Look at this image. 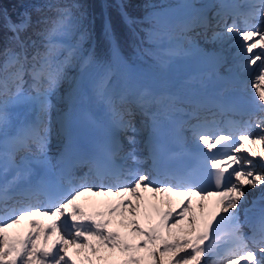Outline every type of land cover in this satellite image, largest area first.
<instances>
[{"label": "snow or ice", "instance_id": "1", "mask_svg": "<svg viewBox=\"0 0 264 264\" xmlns=\"http://www.w3.org/2000/svg\"><path fill=\"white\" fill-rule=\"evenodd\" d=\"M80 7L79 4L56 7V18L38 19L35 26H32L30 14L22 13L13 20L0 8V22L12 33L14 45L3 50L4 61L0 69V173L6 175L9 170L15 173L11 180L0 182V209L3 211L0 215V264H142V261L146 264H264V206L260 207L255 219L246 217L250 235L241 231L243 225L238 218L246 199V187L260 188L259 202L264 205V147L259 151L248 150L243 143L248 141L264 146V117L257 124L261 127V134L255 138H250L252 133L240 134L237 139L231 131L228 134L203 131L211 122L210 117L214 120L213 113L201 117L199 104H193L189 109H177L176 97L171 93L141 88L133 82L109 87V70L93 87L94 95L104 106L106 117V136L94 151L84 153L67 131L72 118L71 104L66 112L58 110L56 117L65 133L57 163H66L69 168L80 164L87 166L88 172L80 178L81 182L58 195L52 194V181L41 179L35 184L21 183L32 175L33 164L45 168L50 166L48 144L53 105L49 97L63 82L69 81L67 69L80 51L83 32L75 43L66 42L82 26L83 13L75 17L71 11V8ZM188 7L192 9V15L186 27L207 28L210 25L209 17L202 15L194 5ZM253 8L250 16H258L264 21V0H259ZM30 26L31 32L28 31ZM225 34L240 38L247 65H258L251 87L258 97V101L253 102L264 111V30L254 24L241 29L233 22L224 25V33L215 35L220 39ZM204 55L214 64L225 60L222 51H209ZM112 56L114 61L119 60L115 47ZM90 60L91 57L84 58L82 67ZM74 91L70 82L69 99ZM20 104H30L34 118L26 116L13 125L9 109ZM150 107L166 114L179 111L187 118L177 122L173 129L178 141L185 130L183 125L194 121L188 130L196 144L203 145L209 152L217 145L231 150V155L223 152V163L215 156L208 158V172L215 192L202 186L201 178L193 168L169 170L162 180H155L147 172L127 166L128 160L140 161L134 148L125 151L121 137L130 145L137 143L134 135L125 134L137 132L132 120L134 113L137 110L146 113ZM241 150L252 158H259V161L241 154ZM117 159L122 162L117 163ZM257 163L261 165L259 168ZM89 176L95 177L99 183L89 182ZM68 183L72 184L70 177ZM93 191L119 199L103 210L85 212L76 203L77 198L83 192ZM143 191H149L153 196L158 193L166 197L182 196L183 206L178 212L157 208L158 222L142 227L136 217L144 203ZM38 195H44L47 202L31 203ZM213 195L218 197V210L198 227L191 199L198 196L197 203L203 210V201ZM165 202L170 203V200ZM256 203L253 202V207ZM185 213L188 214L186 229L180 227ZM37 215L50 219L42 224L33 219ZM116 216L120 219L116 220ZM24 219H27L29 227L22 234L9 235L8 229ZM114 222L125 226L128 233L122 235L109 227ZM225 222L230 224L229 231L224 234L230 246L220 255L222 234L218 226ZM161 228L169 235H164ZM178 228L180 232L191 234L173 232ZM129 235L134 242H130ZM141 250L143 256L138 254ZM117 254L121 258H115ZM165 254H169L167 260ZM216 256L219 258L213 259Z\"/></svg>", "mask_w": 264, "mask_h": 264}, {"label": "bare ground", "instance_id": "2", "mask_svg": "<svg viewBox=\"0 0 264 264\" xmlns=\"http://www.w3.org/2000/svg\"><path fill=\"white\" fill-rule=\"evenodd\" d=\"M202 1L203 0H181L180 6H178L177 8H172V9L162 11V12H160V16H158V17L160 19H163V20H170L169 18L163 17V14L166 12H169L171 10H174V9H180L186 5L197 4V3L202 2ZM104 3H105V1H104ZM169 23H171L174 27V24H175L174 21H171ZM199 32H201V31H199ZM210 35L211 34L206 33L203 36V39H205V41H208V37ZM199 36H201V35L200 34L189 35L186 37V39H190L192 37L199 38ZM213 36L215 37V34ZM231 38L232 37H230V35L227 36V40H230ZM216 41H217V43H219L218 46H222V44L224 42L223 39H221V38L220 39L216 38ZM237 42H239V39L236 38L233 41V43H237ZM171 48L173 50V47H171ZM225 48L228 49L229 46L225 45ZM206 49H207V47H204V46H194L190 49H179L177 51H172L173 54L170 56V59H169L168 63L166 64V69L162 70V71H160V70L156 71V70L148 69V68H137V66L132 65V63L129 60H127L126 58H124L121 55L123 58L122 61L121 62L117 61L118 68L121 69L120 75L116 74V75H118V76H116L114 74L111 76H115V79H114L115 83L117 80H119V81H123L124 84L126 82H133V83L137 84V82L132 81L130 76H129V72L131 70H134V69L139 70L142 72L143 75L152 74L155 77H158V80L156 79V81L159 85L160 91H167L169 93V90H173L176 92V94L174 95L176 97V100H180V93L188 94L189 92H191L190 89H193L194 93L199 91L198 89H195L194 83L196 82V85L200 86L202 78H203V76L207 75L208 70L206 68L193 67L192 72L187 73L185 75V74L179 73V69L186 67L188 65H191L192 63L197 62V60L201 57V55L204 53V51ZM242 52H240V53H242ZM122 70H124V72ZM98 73H99L98 70L94 69V68H91L89 70L80 71V73L78 74V77H77V81L73 85V87L75 88V91H74L71 99L68 98V95H67L68 91L64 94L65 99L67 101V107L66 108L63 107V110L61 112H66L69 108V105L71 104L72 115H73V113H74L73 111H75L76 106L79 105L80 110H85L86 108H89L90 111L93 113V115L100 117V120L103 123H105L106 117H105L104 106L102 105V103H100L97 100L96 96L94 95V91H93V87H94V84L97 80ZM169 75H173L174 78L171 79L169 77ZM178 76H179V78H177ZM179 80H182V82L177 83V81H179ZM191 81H193V82H191ZM77 85H78V87H77ZM137 85L141 88H147V86L143 82H140ZM27 107H25L24 104H20V105H16V106L11 108V111L14 113V115L12 117V121H13L14 125H17L19 123V121L25 119L26 116L34 117V111L32 110L31 105H29ZM139 116H141L140 112H136V115H133L132 120H133L134 124H137V125L140 124ZM135 118H136V120H134ZM55 127L58 130V132H60V135L58 136V137H60V139L62 136H65V133L61 130V127H60L59 123L56 122V119H55ZM58 141H59V139H58ZM61 146H62V143H61ZM252 146H253V144H252ZM53 160L51 161V163L53 162ZM257 164H259V163H257ZM13 174H15V173L13 171L9 170V172L6 175L10 176ZM244 191L246 192V198L250 197L249 198L250 200H252L253 202L255 201L257 203H256V207H253V205H249V204L244 205L245 202H243L241 207H240V210L243 208H246L247 210L254 212L256 217H257L259 215L260 207L264 206L259 202L260 196H261L260 188L253 189L251 187H246L244 189ZM255 192H258V194L255 195ZM250 194H252V195H250ZM142 196L144 197V203H143L142 209L140 211V214L136 217V219L141 224V226L145 227L149 223V221L155 217V212L152 208V204H151L152 198L150 196V192L149 191H143ZM117 199H119V198L116 196H112V195H103V194H98L96 192H83L77 198L76 203L81 205V207H83L85 212H92L95 210L106 208V206L109 203L115 202ZM191 205H192V211H194L198 217V220H197L198 227L201 226L203 220L205 219V217L208 214L214 212V208L211 207L210 199L208 197H206L205 200L203 201V210H201V207L199 205H196L195 203H191ZM182 206H180V207H182ZM176 208H177V210L174 209V207L172 209L174 211L178 212L179 208L178 207H176ZM148 218H150L149 221H147ZM238 218H240V212H238ZM28 227H29V225H28L27 219H24L21 221L20 224L13 225L11 228H9L8 232H9V235L22 234ZM109 227L114 229L111 225ZM180 227L186 229L187 228V220L183 221L181 223ZM161 232L166 236L169 235L167 232H164V230L162 228H161ZM185 234H191V233H185ZM49 242H50V240H49Z\"/></svg>", "mask_w": 264, "mask_h": 264}, {"label": "rangeland", "instance_id": "3", "mask_svg": "<svg viewBox=\"0 0 264 264\" xmlns=\"http://www.w3.org/2000/svg\"><path fill=\"white\" fill-rule=\"evenodd\" d=\"M138 1L141 2L142 5H145V4L147 5L144 8V10H141L140 13L141 14L144 13V15L142 17H139V19L141 21H143V24L146 25L145 26L146 30H147L146 32L150 35V38H149L150 46H148L144 49V51L147 53V56L149 59L145 58L139 52H136L135 55L131 54L129 57H127L125 52H121V50H120V52L123 54H121L118 51L119 52V60L118 61L121 62L123 59L122 58V56H123L124 58L129 60L132 63V65L137 66V68H148V69H153L156 71L157 70L162 71V70L166 69V64L168 63L170 56L173 54L172 51H177L179 49H190L194 46L208 47L209 45H214V46L218 47L219 43H217V41H216V35H215V37L213 36L217 32L211 34L208 37V41H205V39H203V36H199V38L192 37L190 39H186V37L189 35H196V34L201 35L202 32H199L197 29L184 28V27H182V29H177V28L173 27V25L171 23H169V22H171V20H163V19H160L158 17V16H160V12L168 10V9H172V8H177L178 6H180L181 0H142V1L138 0ZM117 2H119V4H120L121 0H117ZM120 10H121V13H123V16L126 15V18L123 17L124 20L129 23L130 19H129V17L127 18L128 14L126 13L125 8L121 7ZM144 11H146V12H144ZM105 25L108 26L107 21H105ZM219 32L224 33V30L223 31L220 30ZM227 36H228V34H225L222 36L221 39H223V41H224L222 44V48L224 49V52L227 51L225 54V59H226L225 67L228 66L227 68H229L231 66H235V63H237V61H238L237 59H239L240 56L243 57L245 55V53H243L241 51L242 52L241 53L242 55H241V54H236L234 50L229 51V49H231V47L226 49L225 45L228 46V43H229V42H227ZM111 38H112V36H111ZM78 39H79V37L73 38L71 36V38L66 42L75 43ZM83 42H84V39L80 43V49H81ZM90 42H91V39H90V41H88V45H89L88 50L84 54H80V51H79L77 54V57H74L73 64L68 67L67 75L69 77V81L63 82L59 86V88L56 90V92L49 97L51 104L53 105V108L51 109V113H50L51 118H52V125H51V133L49 136L48 147L50 149H48V153H51V151H56L55 149H56L57 145L59 144L60 137H58V136L60 135V132H58V130L55 127V119L58 115V110L61 112L63 110V107H65V108L67 107V101L65 99L64 94L69 90V83L70 82L72 83V85H74L76 83L77 77H78V74L80 73V71L89 70L91 68L97 69L99 72L97 80L100 79L102 76H104L105 72L109 71V70L111 71V75H114V74L120 75L121 69L118 68V63H117V61L113 60V56H112V48L117 46L113 42V40H111V43L109 46L110 50L108 51V53L106 55H104L103 57H100V58H93L92 54H90L89 50L92 48V47L90 48ZM230 46H231V44H230ZM171 47H173V50ZM88 57H91L90 62L87 65H84L82 67L83 62H84V58H88ZM243 61H246V60H243ZM111 75L109 77V85H108L109 87H113L116 85V83L114 81L115 76H111ZM116 76H118V75H116ZM253 95L255 97V91L253 92ZM255 99L258 101V97H255ZM25 107H27V106H25ZM11 108L9 109V111L13 117L14 113L11 111ZM260 114H261V117H264L263 111L260 110ZM12 124L14 125L13 121H12ZM257 124H256V127H254L255 137H257L259 134H261V127H257ZM251 130H252V126L250 128V131ZM58 139H59V141H58ZM261 147H264V146L253 145L252 150L259 151ZM51 156H54V154H52ZM249 157L251 159L259 161V158H252L250 155H249ZM259 164H256L257 168L260 167ZM260 193H261V189H260ZM257 194H258V192H255V195H257ZM250 195H252V194H250ZM170 198H173L172 200L175 201L174 205H173V206H175L177 204L178 198H174V197H170ZM249 198L250 197L246 198L243 201V202H245L244 205H248V204L251 205L252 200H250ZM187 215L188 214L186 213L183 221L187 220ZM125 217L127 218V214H125ZM115 219L118 220V219H120V217L116 216ZM149 220H150V218L147 219V221H149ZM111 226L114 228V230L121 232L122 235L128 233V229L125 226H122L118 223L114 222L111 224ZM142 227H144V226H142ZM173 232L180 234V235L185 234L184 232H180L179 228L173 229ZM129 239H130V242H134V238L131 237L130 235H129ZM138 254L143 256L144 252L141 250ZM73 255H75V253H73ZM168 255L169 254H165V257H164L165 260L168 259ZM115 258H121L120 254H117V256ZM142 264H146V261H142Z\"/></svg>", "mask_w": 264, "mask_h": 264}, {"label": "trees", "instance_id": "4", "mask_svg": "<svg viewBox=\"0 0 264 264\" xmlns=\"http://www.w3.org/2000/svg\"><path fill=\"white\" fill-rule=\"evenodd\" d=\"M104 1L0 0V8L13 20L22 13L30 14L32 26H35L38 19L56 18V7H71L73 4H79L80 8H71V11L75 17H79L83 13L82 26L72 34L73 38H78L81 32L84 33V42L81 46L80 54H84L88 50V41L91 39L95 41V45L92 48L90 47V54H92L93 58L103 57L110 50L109 46L111 40H113L122 52H125L127 57L139 52L145 58H148L144 49L150 46V35L146 32V25L139 19V17L144 15V13H140L141 10H144L147 5H142L138 0H121L120 4L117 0ZM47 5H53V7L49 8ZM121 7L125 8L130 18L129 23L124 20L120 10ZM38 8L40 9L39 11H37ZM105 21H107L108 26L105 25ZM28 31H32L31 26ZM11 37L12 33L4 28L2 22H0V69H2L4 61L3 50L14 47Z\"/></svg>", "mask_w": 264, "mask_h": 264}]
</instances>
